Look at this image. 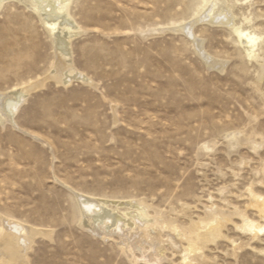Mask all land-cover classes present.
<instances>
[{
    "label": "rangeland",
    "instance_id": "1",
    "mask_svg": "<svg viewBox=\"0 0 264 264\" xmlns=\"http://www.w3.org/2000/svg\"><path fill=\"white\" fill-rule=\"evenodd\" d=\"M202 1L72 0L82 31L71 41L73 65L94 86L46 80L19 108L17 128L0 124V214L51 231L34 239L29 264H130L116 234L103 240L79 227L66 186L143 201L182 227L212 205L232 222L200 264H264V233L253 240L234 226L236 212L263 224L247 189L264 198V40L255 60L225 24L197 22L192 37L170 29ZM227 2L236 25L264 38V0ZM51 45L34 14L5 4L0 92L43 79ZM197 46L222 66L209 68ZM231 240L243 246L234 251ZM165 254L161 264L179 260L168 245Z\"/></svg>",
    "mask_w": 264,
    "mask_h": 264
},
{
    "label": "bare ground",
    "instance_id": "2",
    "mask_svg": "<svg viewBox=\"0 0 264 264\" xmlns=\"http://www.w3.org/2000/svg\"><path fill=\"white\" fill-rule=\"evenodd\" d=\"M71 2L72 0H0V10L5 4L13 3L25 6L34 14L45 28L55 54V61L46 76L42 77L43 79L28 80L10 88L8 92H0V124L9 123L17 128L14 118L19 108L31 92L44 86L46 80H52L56 85L64 87L72 81L94 86L93 81L73 65L71 41L82 31L69 12ZM231 7L227 0H203L191 21L173 24L170 29L192 37V27L197 22L225 24L226 29L230 28L235 34L247 57L258 60L259 44L264 38L252 30L236 25L231 19L233 16L229 14ZM224 8L226 10L219 12ZM220 14L225 17L223 23L219 21ZM196 41L192 40L193 43H197ZM196 51L209 68L222 66V63L213 59L201 47L197 46ZM263 78L264 67L260 65L259 80ZM202 147L206 150L209 148L205 144ZM66 187L72 192L77 203L79 227L103 240L116 234L118 238L115 239H119L120 251L130 264H161L167 258L165 254L167 245L173 253L179 255V260L172 264H200L201 261L207 260L204 251L209 244H213L218 238L227 239L222 230L226 228L227 223L232 222L231 216L226 211L213 208L211 205L204 207L203 217H198L187 227H182L161 213L149 214L148 206L143 201L128 199L129 201L115 202L111 199L110 202ZM247 193L248 206L257 210L263 224L250 219L243 212H236L240 223H234V226L237 230L249 234L254 240L264 233V198L251 188L247 189ZM14 218L0 214L2 221L0 264H29V251L33 247L34 239L49 238L51 231ZM231 242L234 251L241 245L234 240Z\"/></svg>",
    "mask_w": 264,
    "mask_h": 264
}]
</instances>
